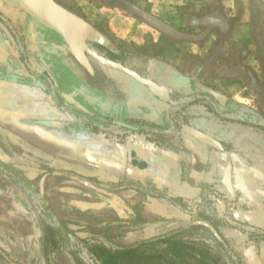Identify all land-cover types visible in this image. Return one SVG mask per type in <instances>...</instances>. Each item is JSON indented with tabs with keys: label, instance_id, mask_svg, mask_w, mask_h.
<instances>
[{
	"label": "crops",
	"instance_id": "obj_1",
	"mask_svg": "<svg viewBox=\"0 0 264 264\" xmlns=\"http://www.w3.org/2000/svg\"><path fill=\"white\" fill-rule=\"evenodd\" d=\"M57 1L150 60L118 61L167 80L173 102L91 73L0 0V264H83L71 249L91 247V225L145 245L163 230L198 237L217 264L225 240L264 264V0Z\"/></svg>",
	"mask_w": 264,
	"mask_h": 264
},
{
	"label": "water",
	"instance_id": "obj_2",
	"mask_svg": "<svg viewBox=\"0 0 264 264\" xmlns=\"http://www.w3.org/2000/svg\"><path fill=\"white\" fill-rule=\"evenodd\" d=\"M28 13L47 27L59 33L72 55L91 73H95V66L91 57L100 63L129 74L138 83L147 86L149 91L159 99L172 101L174 89L171 85L160 83L152 77H146L124 63L103 56L99 51L90 47V43L109 45L110 39L95 25L80 14L71 11L57 0H13ZM215 94V93H214ZM219 99L223 95L218 96ZM198 139L215 144V139L193 127L185 128Z\"/></svg>",
	"mask_w": 264,
	"mask_h": 264
},
{
	"label": "trees",
	"instance_id": "obj_3",
	"mask_svg": "<svg viewBox=\"0 0 264 264\" xmlns=\"http://www.w3.org/2000/svg\"><path fill=\"white\" fill-rule=\"evenodd\" d=\"M110 46L113 52L116 51V53L118 52L117 54L122 52L112 44ZM177 233H172L170 230H163L157 235L155 241L171 243L173 246L171 249L174 254L173 256L176 257L180 255L184 264L219 263V259H215V262L208 259V255L200 247V245H207V243H209L208 241L200 242L201 240L198 237L189 235L175 237ZM119 241H122V243ZM145 243L147 242L138 241L137 237L131 233L122 235L119 238L91 233V247L88 249H71V254L76 255L83 264H122V262H127L128 264H146L154 258L161 261L162 264H177L175 260L162 254L149 255L148 253L139 251L138 248L145 245ZM197 243L200 245H197ZM214 243L221 249L220 257L223 259V264H241L232 254L231 250L228 249L225 240L220 241L216 239ZM182 252H184V254H182ZM14 253L17 255L20 254V249L17 247ZM189 258L191 259L189 260Z\"/></svg>",
	"mask_w": 264,
	"mask_h": 264
},
{
	"label": "rangeland",
	"instance_id": "obj_4",
	"mask_svg": "<svg viewBox=\"0 0 264 264\" xmlns=\"http://www.w3.org/2000/svg\"><path fill=\"white\" fill-rule=\"evenodd\" d=\"M184 1V0H182ZM191 2V4L193 5H200L202 0H188ZM214 1V0H213ZM141 2V0H140ZM184 15V14H183ZM181 19V17H179ZM184 21L180 20V24L183 25ZM184 27H180V30H183ZM112 44V43H111ZM113 45V44H112ZM101 51H105L107 52V50L111 53L113 51L110 50L108 47L107 48H100ZM116 57V59L118 60H122L128 64H130L131 66L134 67H146L148 66V64L151 63L150 60L144 59L142 57L137 56L136 54H129L127 52L122 51L119 54H115L114 55ZM99 225L93 226L91 225V233L94 234H104V235H108L109 237H116L119 238L122 235V232L120 234L119 233V229H121L122 225H111L110 228H105L102 230V228L98 227ZM116 233V234H115ZM122 243V241H119ZM166 243H153L150 245H142L140 246L138 249L139 251H143L145 253H148L149 255H156V254H162L166 257H169L170 259L172 258L173 260H175L177 262V264H184L180 258V255H177L176 257H174L173 252L171 250V248L173 247L172 245H165ZM182 254H184V252H182ZM209 254L211 255V257L214 256L213 252H209ZM191 258H189L190 260ZM194 261H196L195 259H192ZM122 264H128L127 262H122ZM146 264H162L161 261L157 260L156 258L152 259V261H148Z\"/></svg>",
	"mask_w": 264,
	"mask_h": 264
},
{
	"label": "flooded vegetation",
	"instance_id": "obj_5",
	"mask_svg": "<svg viewBox=\"0 0 264 264\" xmlns=\"http://www.w3.org/2000/svg\"><path fill=\"white\" fill-rule=\"evenodd\" d=\"M111 43L109 44V45H107V46H105V45H101V44H98V43H90V47L91 48H94V49H96L97 51H99V53H101L103 56H105V57H109V58H111V59H114V60H116V57L114 56L115 54H117L116 53V51H114V52H112V53H114V54H111L108 50H107V52H103V51H101L100 50V48L101 47H103V48H109L110 50H112L113 51V49L111 48ZM91 59H92V61H93V64L96 66L97 65V67L99 66L100 67V69H102L103 71H112V72H115V73H121L122 75H129V74H127V73H125L124 71H120V70H117V69H114V68H111V67H108V66H106V65H104V64H102V63H100L99 61H97V60H95L93 57H91ZM117 61H118V59H117ZM80 63V62H79ZM150 67V66H149ZM130 68H132V69H134V70H136V71H138L137 69H135L134 67H130ZM150 70V69H149ZM155 70H157V68H155V69H151V71H153V72H155ZM139 72V71H138ZM166 71H164V73H162V74H166L165 73ZM140 73V72H139ZM130 76V75H129ZM120 77H123V76H120ZM131 77V76H130ZM146 77H151V76H146ZM168 77V76H167ZM153 78V77H152ZM168 78H170V77H168ZM131 82H133V81H131ZM135 83H137L138 84V82H136L135 81ZM164 84H170V83H167V80L166 81H164ZM143 87H145V85H143ZM147 87V86H146Z\"/></svg>",
	"mask_w": 264,
	"mask_h": 264
}]
</instances>
